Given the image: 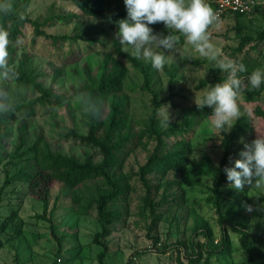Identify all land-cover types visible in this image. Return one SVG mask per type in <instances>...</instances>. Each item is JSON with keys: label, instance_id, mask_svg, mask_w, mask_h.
Segmentation results:
<instances>
[{"label": "rangeland", "instance_id": "obj_1", "mask_svg": "<svg viewBox=\"0 0 264 264\" xmlns=\"http://www.w3.org/2000/svg\"><path fill=\"white\" fill-rule=\"evenodd\" d=\"M211 1L207 0L210 6ZM0 3L10 4L12 11L19 17L45 21L41 29L46 33L67 35L68 39L64 41L63 49L67 51L70 48H80L83 52L78 59L79 68L86 62L96 66L107 51L119 57L114 45L115 33L103 26L99 19L84 15L68 1L0 0ZM67 15L69 18L66 21L56 18ZM244 17L245 15L242 19H245ZM219 21V25L212 33L215 46L237 62L245 58L247 64L253 66L255 64L254 70H264V41H253L246 45L242 52L236 53L235 47L240 40V34L235 33L233 28V15L231 18L224 16ZM254 21L257 22V26L263 24L258 15L254 16ZM153 26L166 29L163 23L151 25ZM32 31V26L26 23L19 36V43L15 42L17 53H28L29 66L40 74L39 79L48 86L54 74V67L61 65V60L55 55V50L48 46L47 39L39 36L33 43ZM252 33L255 35L253 31ZM79 36L82 37L81 40L74 39ZM90 37L95 40L88 42L87 39ZM120 47L122 50L121 44ZM177 48L178 51L171 54V62L166 64L162 71L155 69V73L151 75L150 88L157 92V99L161 102L157 118L163 127L174 122H183L187 118L190 105L195 103L196 94L202 96L204 90L216 84L212 71L219 70L214 62L200 57L185 41ZM154 50L169 55L162 48L154 46ZM121 58L127 66L124 93L129 95V117L134 123L133 129L138 130L153 108L152 94L141 89L143 75L127 58ZM2 78L0 77V80ZM202 78H207L208 84L197 88ZM81 84L82 80L79 78L63 74L53 87L56 92L71 97L72 88ZM36 95L38 94H34ZM260 99L264 101V92ZM84 101V97L79 94L68 98L65 103L37 105L33 128L28 133L26 144L20 150L32 144L39 133L49 139L53 148L60 144L63 149L68 150L71 144L69 140H64L65 129L81 120ZM251 107L250 102H245L242 95L241 114H251ZM0 108L3 106L0 105ZM167 111L170 120L169 124L164 126L162 121L166 119ZM209 117L198 123L187 136L192 152L185 163V169L157 173L159 176L162 175L159 182L162 184L156 188V200L163 192L167 180L175 178L180 179L181 184H172L167 193L176 192L183 198L176 196L174 198L179 202L177 205L158 209L161 219L151 231L148 228L151 223L150 216H143L140 212L144 188L136 175L130 179L131 190L127 198L112 206L121 213V218L112 225L104 264H128V261L129 264H178V259L186 262L183 248H176L175 244L178 239L189 243L198 216L207 220L216 240L220 237L222 226L214 208L207 203L206 197L210 195L208 187L218 177V166L223 150L220 146L219 131L211 127ZM257 129L258 134L264 135V126L257 125ZM173 141L170 139L169 144L171 145ZM240 141L250 142L249 137H243ZM16 143L17 140L10 139L5 150L0 147V223L4 217L13 211L16 212L6 230L0 231L2 233L0 239L3 242L0 248V264H99L97 253L102 248L92 242L94 233L100 229L95 209L91 207L87 212L80 211L72 203L73 189L66 184L55 182L51 186L49 203L44 212L43 203L28 194L27 182L14 178L15 173L27 167L33 160L31 152L13 157ZM154 145V140L148 141L146 148L138 145L124 160L122 172L136 174ZM74 149L81 151L79 146H75ZM231 163L234 166L235 160ZM155 174L148 175L152 183H158ZM6 177L11 181L2 186ZM102 188L99 181L85 183L79 189L82 195L81 202L86 203ZM223 189L233 194L228 198L226 211L245 223L249 231L264 236V210L248 212L245 208V205H253L257 201L264 204V190L245 188L244 192L240 193L230 188L229 184H225ZM148 232L151 236L158 237L157 249ZM52 233L58 236V240ZM229 235L232 243L231 254L213 256L205 262L203 253L202 260L197 264H247V252L240 247L239 234L229 230ZM195 239L201 241L203 238L199 236ZM249 242L264 249L261 237L252 236ZM166 247L168 248L162 251ZM259 261V264H264V257Z\"/></svg>", "mask_w": 264, "mask_h": 264}, {"label": "trees", "instance_id": "obj_2", "mask_svg": "<svg viewBox=\"0 0 264 264\" xmlns=\"http://www.w3.org/2000/svg\"><path fill=\"white\" fill-rule=\"evenodd\" d=\"M65 1L70 2L84 15L99 19L103 26L114 33L118 31L116 21L127 16L124 0ZM213 5L212 0L211 6L213 7ZM263 9L264 4H259L251 15L258 14L261 17ZM229 14L233 15L235 20L233 26L235 33L240 34V40L235 47L236 53L242 52L245 46L253 41H264V28L255 31V35H253L239 21V18L245 14L224 12L222 17ZM56 18L66 21L69 16H57ZM261 19L264 21L262 17ZM26 23L32 26V42L34 43L39 36L47 39L48 46L55 50V55L61 60V65L54 67V74L48 86H45L39 79L40 74L29 66L28 53H17L15 42L22 34ZM43 23L45 21L39 22L27 17H19L13 11L7 15L0 13V26L10 33V39L13 42L9 47L8 62L18 73L16 79L4 80L2 78L0 80V105L3 106L0 108V147L5 150L7 143L13 139V141L17 140L12 153L13 157H20L27 152L33 153L32 162L15 173L14 178L27 182L28 194L43 203L44 212L49 203L51 186L55 182L66 184L73 189L72 203L80 211L87 212L91 207L95 209L100 229L94 233L92 242L102 248L97 253V259L99 264H104L112 225L121 218V213L112 206L127 198L131 190L130 179L136 175L144 188L140 212L143 216H150L151 223L148 228L151 231L161 219L158 209L177 205L179 202L175 200L176 196L180 199L183 198L176 192L167 193L172 184H181V180L175 178L171 181L167 180L163 192L156 200V188L162 184L159 183L162 175L159 176L157 173L163 174L168 170L185 169V163L192 152L187 136L198 123L210 116L212 110L206 107L201 111L193 103L189 107V115L187 114V118L183 122H174L167 127L161 126L157 118L161 102L157 99V92L150 88L151 75L155 73V69L149 61L134 59L123 52L119 41L115 40L114 45L119 57L107 51L96 66H93L91 62H86L79 68L78 59L83 54L82 50L80 48L64 50L63 43L68 39V36L46 33L41 29ZM153 29L156 33H163L164 36L169 34L167 28L161 29L159 26H153ZM171 34L179 36L177 47H180L185 41L184 38L176 32ZM74 39L81 40L82 37ZM94 40L93 37L87 39L88 42ZM121 57L127 58L131 65L143 75L141 89L152 94L153 108L143 126L138 130L133 129L134 123L129 117V95L124 93L127 66ZM238 63H243L247 67V72L240 73L239 77L246 85L242 93L244 101L250 102L252 107L251 114H241L230 132L223 134L219 132L220 146L223 150L218 166L219 174L213 184L208 187L210 195L206 197V201L214 208L222 226L220 237L216 240L213 229L207 220L198 216L192 228L189 243L186 244L181 239L176 241V248L182 247L187 258L186 262L178 259V264H197L202 260L203 253L205 262H208L213 256L231 254L232 243L229 230L239 234L240 247L247 252V264H259V260L264 257V249L249 242L252 236H258L263 239L264 243V236L249 231L245 223L237 220L234 214L225 209L228 198L233 194L223 189V186L228 184L224 168L232 167L231 162L240 158L239 153L245 143L240 140L243 137H249L250 142L247 143H251L258 135L257 125L264 126V101L260 99L264 92V85L259 90H248L247 78L254 70L255 64L254 66L247 64L245 58L240 59ZM212 72L215 74L216 83L226 79V74L220 70ZM63 74L82 80L79 87L72 88L70 96L81 94L85 100L81 120L65 129L64 140H69L71 146L68 150L63 149L60 144L53 148L49 139L39 133L32 144L20 150L26 144L28 133L33 128L36 106L46 103H65L68 98H71L66 94L56 92L53 87V84ZM207 84V78H202L199 80L197 88H202ZM36 93L38 95L34 96ZM67 104L69 105V103ZM100 105L103 117L96 119L90 116L89 114ZM170 139L174 140L171 145L169 144ZM151 140L155 141V145L146 161L138 167L136 174L123 173L121 166L129 153L138 145L146 148L148 141ZM74 145L81 147V151H76ZM152 173L157 174H155V180H158V183H152L149 179L148 175ZM10 181L11 179L6 177L2 186H6ZM92 181H99L103 188L93 198L82 203L79 189L85 183ZM15 215L16 212L13 211L3 218L0 223L1 232L6 230ZM41 216L44 217L43 214ZM52 234L58 240V236ZM148 236L157 249L158 237L151 236L149 232ZM199 236L203 238L201 241L195 239ZM2 245L3 242L0 239V248Z\"/></svg>", "mask_w": 264, "mask_h": 264}, {"label": "clouds", "instance_id": "obj_3", "mask_svg": "<svg viewBox=\"0 0 264 264\" xmlns=\"http://www.w3.org/2000/svg\"><path fill=\"white\" fill-rule=\"evenodd\" d=\"M127 16L116 21V40L123 46L122 51L134 59H144L152 67L162 71L171 62V54L178 51L179 33L200 57L214 62L215 67L226 74L223 82H218L204 90L202 96H195V104L201 111L211 109V127L221 132H230L241 116L240 99L246 85L239 77L247 72L243 63H238L225 55L212 41L213 30L219 25V15L207 0H124ZM11 5L0 3V13L7 15ZM163 23L169 34L156 33L151 27ZM10 33L0 26V77L4 80L18 78V73L9 64V47L12 46ZM17 43L19 41L17 40ZM154 46L164 49L168 56L155 51ZM264 85V70L256 69L247 78L248 90H259ZM90 116L103 117L100 105ZM167 111L164 126L169 124ZM243 143V141H241ZM234 166L225 167L229 187L237 192L245 188L264 190V135L258 134L251 143H244ZM246 211H262L264 204L259 201L245 205Z\"/></svg>", "mask_w": 264, "mask_h": 264}, {"label": "built area", "instance_id": "obj_4", "mask_svg": "<svg viewBox=\"0 0 264 264\" xmlns=\"http://www.w3.org/2000/svg\"><path fill=\"white\" fill-rule=\"evenodd\" d=\"M213 9L219 15V20L224 12H235L245 15H251L255 7L261 4L258 0H213ZM264 19V9L261 12Z\"/></svg>", "mask_w": 264, "mask_h": 264}, {"label": "crops", "instance_id": "obj_5", "mask_svg": "<svg viewBox=\"0 0 264 264\" xmlns=\"http://www.w3.org/2000/svg\"><path fill=\"white\" fill-rule=\"evenodd\" d=\"M261 4H264V0H258ZM211 4V3H210ZM255 15H258V14H253V15H245V19H242V18H239V21H240V23L242 24V25H245L246 26V29H248L249 31H253V32H255V31H257V30H260V29H263L264 28V21L261 19V17H260V19L262 20V22H263V24H261L260 26H257V22L256 21H254V16ZM231 16L232 15H226L225 17H227V18H231ZM234 24H235V20H234ZM260 27V28H259Z\"/></svg>", "mask_w": 264, "mask_h": 264}]
</instances>
